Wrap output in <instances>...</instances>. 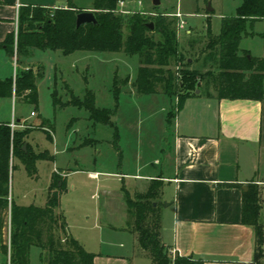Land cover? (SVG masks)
Returning <instances> with one entry per match:
<instances>
[{
  "label": "rangeland",
  "instance_id": "obj_1",
  "mask_svg": "<svg viewBox=\"0 0 264 264\" xmlns=\"http://www.w3.org/2000/svg\"><path fill=\"white\" fill-rule=\"evenodd\" d=\"M91 1L73 0V3L83 8L91 5ZM240 1L160 0L158 5H153L152 0H123V5L118 2L117 12H140L150 16L165 14L175 20L180 57L179 60H172L168 68L175 74L184 69L197 70L199 75L194 79L199 80V89L196 92L210 90L209 76L220 67L218 49H204L208 29L218 34L221 18L233 15ZM208 3L214 8L210 13L206 11ZM177 13L181 14L180 18ZM208 14L209 17H206ZM148 20L154 23L151 17ZM180 20L185 21L182 29L177 27ZM253 27L262 31L264 21ZM122 30L127 33L124 25ZM153 37L156 40L158 35ZM239 48H248L252 55H259L264 50L263 39L258 34L245 37ZM11 61L12 65L15 64V74L20 71V66L25 72H34V67H37L41 74L36 77L37 108L30 103L16 102L14 113L16 117H28L30 111L38 109L39 117L34 120L22 118L20 129L28 131L27 138L33 151L45 150L51 156L50 159L36 161L35 177L29 176L20 161L14 158V168L10 172L12 199L19 205H44L54 172L59 192L57 211L61 210L64 215L67 232L87 251L94 253L122 250L120 242L124 243V247L129 246L128 231L122 228L126 224L122 186L133 196L137 191L146 189L148 182L130 174L150 170L158 172L160 169L165 173L168 142L170 133L174 131V120L171 121L173 96L162 92H136L133 81L139 66L137 54L79 50L65 55L60 50L47 48L35 49L25 57L14 46ZM25 66L29 67L28 70H24ZM115 75L118 80L113 87ZM178 79H182L184 84H192L187 77L179 75ZM65 84L80 98L84 96L85 88L92 90L96 105L108 109V122L112 125L89 120L88 111L83 107L54 105L52 93L61 102L70 98ZM192 86L195 87V81ZM12 104V99L0 98V119L10 120ZM139 166L143 168L136 171ZM89 171L97 172V176L91 177ZM156 201L161 216L162 212H170L162 193ZM7 220L8 216L0 247L8 239ZM40 253L39 247L30 246V264H41ZM5 261L6 255L0 248V264Z\"/></svg>",
  "mask_w": 264,
  "mask_h": 264
},
{
  "label": "trees",
  "instance_id": "obj_2",
  "mask_svg": "<svg viewBox=\"0 0 264 264\" xmlns=\"http://www.w3.org/2000/svg\"><path fill=\"white\" fill-rule=\"evenodd\" d=\"M120 0H92L88 10L95 14L97 22L76 25L78 7L73 0H67L65 7L49 9L45 7H21L15 39L14 31L6 34L2 42L10 54L14 46L23 56L30 55L32 49L60 50L63 54L75 51L124 52L137 54L139 66L133 81L138 94H158L177 96L178 102L194 93L197 70L184 69L173 73L168 66L172 60H179L180 52L176 37L175 20L165 14H142L140 12L122 14L117 12ZM151 17L154 27L148 24ZM264 21V0H241L231 16L221 18L218 34L208 29L205 50L217 48L220 67L210 74L209 84L218 98H262L264 80V51L260 56L252 55L249 50L239 48L242 37L254 34L253 25ZM127 33L124 34L122 26ZM158 38L154 40V35ZM264 45V30L261 33ZM189 63H185L188 65ZM36 72L20 70L14 78L0 80V98L24 96L28 103L37 107ZM187 77L193 84H184L178 77ZM118 76H114L113 87ZM70 98L64 102L52 93L54 105L83 107L88 111V119L94 123L112 125L108 122V109L95 103V94L85 88L82 98L73 93L65 84ZM199 89V88H198ZM115 100L117 95H114ZM43 123V121H42ZM45 127V126H44ZM117 135V134H116ZM28 131L15 128L11 130L7 122L0 121V241L7 216L10 221L11 264H30V246L40 248L41 264H95V253L87 251L80 242L66 230V221L59 208L57 179L52 173L51 182L44 205H19L10 194V172L14 168V158L23 165L26 173L35 177L36 161L50 159L48 152H35L27 141ZM50 138V137H49ZM163 180H150L142 192L130 195L122 186L126 204V231L136 237V253L147 256L152 264H203L204 260L192 255L172 252L171 247L161 239V215L156 198L160 195ZM262 198L256 183H248L242 192L241 222L251 225L255 232V259L263 256L264 225L260 221ZM6 254V245H1Z\"/></svg>",
  "mask_w": 264,
  "mask_h": 264
},
{
  "label": "crops",
  "instance_id": "obj_3",
  "mask_svg": "<svg viewBox=\"0 0 264 264\" xmlns=\"http://www.w3.org/2000/svg\"><path fill=\"white\" fill-rule=\"evenodd\" d=\"M67 4V0H0V80L15 76L12 54L2 42L8 32L17 33L20 8L55 9ZM90 6H85V10ZM212 11L214 8L208 12ZM254 28V34L245 37L261 36L264 27L262 31ZM28 68L25 66L24 70ZM28 92L25 90L15 99L6 98L12 99V114L10 120L0 119L1 122L15 119L23 125V119L39 117L38 109L32 110L35 115L30 111L28 117H16L14 113L16 102L28 103L23 99ZM172 102L174 131L168 142L165 173L160 169L130 174L148 184L152 179L163 180L161 193L170 209L161 216L163 243L173 253L203 259V264H264V245L263 256L255 259L254 228L241 222L242 192L253 182L260 188V221L264 225V80L262 98L258 99L218 98L210 85V90L194 91L180 103L173 96ZM141 168L137 167L136 171ZM91 172L95 171H89V175ZM127 233L129 246L124 247L120 242L122 250L95 253V264H152L147 256L136 253V237Z\"/></svg>",
  "mask_w": 264,
  "mask_h": 264
},
{
  "label": "built area",
  "instance_id": "obj_4",
  "mask_svg": "<svg viewBox=\"0 0 264 264\" xmlns=\"http://www.w3.org/2000/svg\"><path fill=\"white\" fill-rule=\"evenodd\" d=\"M123 3H124L123 0L119 1L120 5H123ZM176 16L178 18H180L181 14L177 13ZM184 24H185V21H183V20L177 21V27L180 28V29H182L184 27ZM15 39H16V33H15ZM12 97H13V99H15V97H16L14 92H13ZM31 115H35V112L32 111ZM8 126L11 128V130H13V129L18 128L19 126H23V125L18 124L15 119H12L10 122H8ZM45 129H47V128L45 127ZM90 176L96 177L97 173L96 172H91ZM6 230H7V238L8 239H7V242L3 243V244L6 245V254H5L6 255V261H5L4 264H11V261H10V257H11V250H10V221L9 220H7Z\"/></svg>",
  "mask_w": 264,
  "mask_h": 264
},
{
  "label": "water",
  "instance_id": "obj_5",
  "mask_svg": "<svg viewBox=\"0 0 264 264\" xmlns=\"http://www.w3.org/2000/svg\"><path fill=\"white\" fill-rule=\"evenodd\" d=\"M160 0H152L153 5H158ZM210 3H208V6L206 7L207 11H210L212 8L209 6ZM97 22L95 14L92 10H82L76 14V25H80L83 23H92L95 24ZM148 26L152 29L153 24L149 23Z\"/></svg>",
  "mask_w": 264,
  "mask_h": 264
}]
</instances>
